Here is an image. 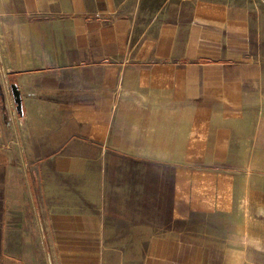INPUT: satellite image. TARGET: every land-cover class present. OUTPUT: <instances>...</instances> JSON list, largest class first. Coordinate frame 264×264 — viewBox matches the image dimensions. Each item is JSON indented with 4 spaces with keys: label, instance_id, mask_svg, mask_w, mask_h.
Listing matches in <instances>:
<instances>
[{
    "label": "crops",
    "instance_id": "1",
    "mask_svg": "<svg viewBox=\"0 0 264 264\" xmlns=\"http://www.w3.org/2000/svg\"><path fill=\"white\" fill-rule=\"evenodd\" d=\"M227 1L0 0V264H264V20Z\"/></svg>",
    "mask_w": 264,
    "mask_h": 264
},
{
    "label": "rangeland",
    "instance_id": "2",
    "mask_svg": "<svg viewBox=\"0 0 264 264\" xmlns=\"http://www.w3.org/2000/svg\"><path fill=\"white\" fill-rule=\"evenodd\" d=\"M119 5L129 7V12L135 13L140 24L147 25L152 21H166L175 19L180 9L184 12L193 13L195 7L201 4L202 0H116ZM227 2L242 5L253 11L259 23L264 20V0H228ZM257 15V16H256ZM124 252V250H119ZM117 252V250H115ZM116 256V255H115ZM117 258V257H115ZM114 258V259H115Z\"/></svg>",
    "mask_w": 264,
    "mask_h": 264
},
{
    "label": "water",
    "instance_id": "3",
    "mask_svg": "<svg viewBox=\"0 0 264 264\" xmlns=\"http://www.w3.org/2000/svg\"><path fill=\"white\" fill-rule=\"evenodd\" d=\"M11 94L14 99V103L16 104V110L20 116H24V108H23V100L22 94L17 84H12L10 86Z\"/></svg>",
    "mask_w": 264,
    "mask_h": 264
}]
</instances>
